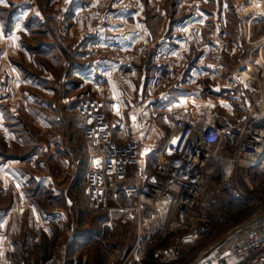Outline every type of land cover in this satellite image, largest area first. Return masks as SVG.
I'll list each match as a JSON object with an SVG mask.
<instances>
[{
    "label": "rangeland",
    "instance_id": "1",
    "mask_svg": "<svg viewBox=\"0 0 264 264\" xmlns=\"http://www.w3.org/2000/svg\"><path fill=\"white\" fill-rule=\"evenodd\" d=\"M131 33L136 38L130 43L107 39ZM92 38L100 39L103 50L164 48L170 67L155 72L162 82H140L141 68L150 61L151 51H146L130 93L114 81L84 82L73 70L82 69V50ZM215 64L221 74L212 71ZM248 65L254 70L245 75ZM63 95L71 97L70 103H63ZM106 97L125 98L130 140L150 173L176 142L180 126L224 130L220 160L212 162L215 169L206 172L203 183L201 212L212 222L210 232L196 243L187 231L172 232L149 250L177 244V258L163 264H227L229 257L241 264L231 245L255 219V204L264 203V166L249 172L247 183L238 180L243 193L228 204H220L216 188L224 161L235 150L243 114L259 106L264 111V0H0V264H44L60 242L68 241L62 230H47L44 214L38 225L33 206L46 213L55 205L41 185L48 174L70 181L77 202L86 206L88 180H74L86 167L84 141L74 124L82 98ZM256 126L264 127V119ZM136 166L127 167V179ZM169 206L165 200L166 215ZM89 214L80 221L93 226L98 219ZM137 225V220L117 222L105 233V243L73 249L71 264H82L83 254L91 258L85 264H135L124 260L126 255L110 254L134 247Z\"/></svg>",
    "mask_w": 264,
    "mask_h": 264
},
{
    "label": "built area",
    "instance_id": "2",
    "mask_svg": "<svg viewBox=\"0 0 264 264\" xmlns=\"http://www.w3.org/2000/svg\"><path fill=\"white\" fill-rule=\"evenodd\" d=\"M25 3L34 4V0H25ZM100 45L98 38L86 42L84 50L81 49L85 52L81 68L96 72L99 84L117 82L126 94L134 88L144 52L151 51V60L159 66V74L170 67L165 62L168 52L161 47L152 50L143 47L135 52L118 47L103 50ZM98 64L102 65L100 69ZM197 64L203 66L201 60ZM214 67L216 69L212 71L216 75L222 73L220 65L215 64ZM59 88L64 91L63 85ZM103 90L106 91L105 88ZM147 93H152L150 85ZM70 99L63 95L62 101L68 104ZM122 101L125 102V98L80 100L74 131L84 141L86 167L77 176L88 180L85 194L88 212L105 214L109 223L137 220L136 242L124 260L135 258L137 264H142L148 259L150 247L162 242L172 232L187 231L194 243L210 232L212 222L201 212L203 183L206 172L215 169L212 162L220 160L224 130L216 125L180 126L176 142L171 143L161 155L156 172L150 173L146 169L145 156H137L134 152L131 128L124 116ZM248 111L249 114L242 116L243 127L239 129L235 150L224 161L222 179L216 188L220 204L240 198L243 190L238 180L247 183L249 172L264 166V127L256 126L264 119V111L260 106L258 110ZM58 119L63 120L61 116ZM134 164L137 165L136 171L129 180L127 167ZM165 200L170 203L167 215L163 209ZM255 207V219L231 245V252L241 264H264V203L255 204ZM223 222L224 218L220 220ZM71 245L70 238L60 242L44 264H71L75 259ZM177 247L176 244L162 249V260L177 258Z\"/></svg>",
    "mask_w": 264,
    "mask_h": 264
},
{
    "label": "crops",
    "instance_id": "3",
    "mask_svg": "<svg viewBox=\"0 0 264 264\" xmlns=\"http://www.w3.org/2000/svg\"><path fill=\"white\" fill-rule=\"evenodd\" d=\"M136 38L134 34H128L126 37L122 36H110L108 37V42L112 41H118L122 40L125 41L127 40L129 43L130 41L133 42V39ZM130 45V44H129ZM128 46V45H127ZM166 50V49H165ZM102 65L98 64L97 68H101ZM159 69V66L156 64H153L151 60V54H150V61L146 62L142 68H141V80L140 82H162L159 76L155 74ZM74 75L83 80L84 82H95V84H98L100 82L99 76L96 72L84 70V69H74ZM196 77V76H194ZM151 84H148V86ZM81 172V171H80ZM80 179V175L76 176V180ZM52 180V182L50 181ZM63 179H59V177H55L52 174H48L45 177V180L41 185H45L47 189V198L53 202L54 207L48 212H41L40 209H37L35 206H33V212L32 216L35 217V221L38 222V225H40V222H43L42 215L44 214L47 222V230H53V229H60L62 230L65 235L70 238L71 240V251L73 252V249H81L85 250L88 246H90L93 242L103 244L105 243V233L112 228L114 224L117 222H112L109 223L107 216L102 213H91L87 211L86 206L82 207L79 205L77 202V199L79 198V194L76 193L75 191H72L73 187L70 181L66 182L63 181ZM62 182V183H61ZM61 183V184H60ZM83 197L85 198V194H83ZM61 201L62 204L56 205V202ZM91 214V215H96V218L98 219V222L94 223V227L89 224L85 223L83 221H80V219L83 218V216L86 214ZM89 214V215H90ZM81 227V228H80ZM79 232L80 234H73V232ZM39 238H36L34 240V243L36 245H40ZM37 247V246H36ZM39 248V247H38ZM164 248H159L158 250L151 251L149 250V256L148 259L142 262V264H158V263H169V261L162 260L161 258V251ZM131 250V249H130ZM130 250H120V249H115L114 251L111 252L110 255L114 256L116 255L117 259L120 257L127 255ZM215 250V249H214ZM211 253H213V251ZM28 255V254H26ZM111 256V257H112ZM207 256V255H206ZM205 256V257H206ZM38 257V256H37ZM37 259V260H36ZM36 262L42 263L44 259H38L35 258ZM91 258H88V255L83 254L82 255V264L87 263L90 261ZM131 263L137 264V260L135 258H130ZM233 258L229 257L227 258V264L231 263Z\"/></svg>",
    "mask_w": 264,
    "mask_h": 264
},
{
    "label": "bare ground",
    "instance_id": "4",
    "mask_svg": "<svg viewBox=\"0 0 264 264\" xmlns=\"http://www.w3.org/2000/svg\"><path fill=\"white\" fill-rule=\"evenodd\" d=\"M253 70H254V66L253 65H248V67H246L242 72L246 75V73L249 74V72H252Z\"/></svg>",
    "mask_w": 264,
    "mask_h": 264
}]
</instances>
